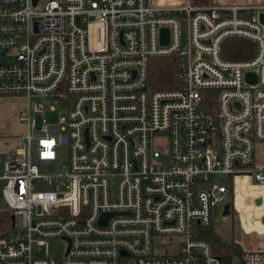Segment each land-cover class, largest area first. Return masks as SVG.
<instances>
[{
    "label": "built area",
    "instance_id": "2783aa9c",
    "mask_svg": "<svg viewBox=\"0 0 264 264\" xmlns=\"http://www.w3.org/2000/svg\"><path fill=\"white\" fill-rule=\"evenodd\" d=\"M230 40L252 56L224 58ZM169 56L178 87L151 90L149 61ZM0 97L26 101L18 148L1 161L0 264H264V249L219 255L204 239L226 204L264 234V6L0 0ZM36 98L64 117L47 123ZM52 239L61 259L33 255Z\"/></svg>",
    "mask_w": 264,
    "mask_h": 264
},
{
    "label": "rangeland",
    "instance_id": "374dc122",
    "mask_svg": "<svg viewBox=\"0 0 264 264\" xmlns=\"http://www.w3.org/2000/svg\"><path fill=\"white\" fill-rule=\"evenodd\" d=\"M30 102H34L37 106L42 107L44 114L43 118L47 123H57L58 120L62 119L66 113L64 105H60L58 102L52 99L36 98L31 99ZM50 108L53 109L52 113L49 112ZM153 147L158 152H165L168 148L167 139L164 136H158L154 138ZM65 162V150L61 149L60 165H65ZM254 162L257 165L264 164V143L256 144ZM56 169V166H38V172L43 175L51 174L55 172ZM4 207L5 205L2 201H0V211L4 212ZM236 208H238V206L237 204H234V206H232L230 209V214L226 217L222 215L221 205H218L211 209L209 226V231L211 232V234L220 239L222 243L225 242L226 244L230 245L231 250L226 252L228 254L240 253L244 248L252 250L264 249V234L257 226V222L255 220H251L250 225L252 229L248 231L243 225H240L239 217L235 211ZM63 248L64 243L62 241L52 239L46 243L45 247L41 248L38 251H33V255L39 258L44 257L61 259L63 255Z\"/></svg>",
    "mask_w": 264,
    "mask_h": 264
},
{
    "label": "trees",
    "instance_id": "16d2710c",
    "mask_svg": "<svg viewBox=\"0 0 264 264\" xmlns=\"http://www.w3.org/2000/svg\"><path fill=\"white\" fill-rule=\"evenodd\" d=\"M193 5H206L207 0H190ZM226 53L224 58L228 60L248 59L252 56V45L241 40H230L224 44ZM177 59L175 56L153 58L149 61V88L151 90L173 89L178 87L174 76L177 73ZM9 213L0 211V234L9 228ZM204 239L210 243L216 254H228L230 245L222 243L220 239L211 234L209 229L204 230Z\"/></svg>",
    "mask_w": 264,
    "mask_h": 264
},
{
    "label": "crops",
    "instance_id": "0c3cea01",
    "mask_svg": "<svg viewBox=\"0 0 264 264\" xmlns=\"http://www.w3.org/2000/svg\"><path fill=\"white\" fill-rule=\"evenodd\" d=\"M154 8L178 7L183 0H148ZM206 5L219 7H259L264 0H207ZM26 101L18 97H0V168L6 154L13 153L19 145V137L24 133V126L18 120V114L25 107Z\"/></svg>",
    "mask_w": 264,
    "mask_h": 264
},
{
    "label": "water",
    "instance_id": "95a60500",
    "mask_svg": "<svg viewBox=\"0 0 264 264\" xmlns=\"http://www.w3.org/2000/svg\"><path fill=\"white\" fill-rule=\"evenodd\" d=\"M32 3L34 4V1ZM261 19H262V16H261ZM167 43H168V31L166 29H160V31H159V44H160V46H165V45H167ZM252 77H253V81H254V75L253 74H247L246 75L247 80H251ZM257 203L259 204V201H257ZM229 209H230V205L226 204L224 206L222 215L225 217L228 216L230 214ZM111 216H112V214H101L98 224L104 225L106 220L108 218H110ZM263 223H264V219H263Z\"/></svg>",
    "mask_w": 264,
    "mask_h": 264
}]
</instances>
